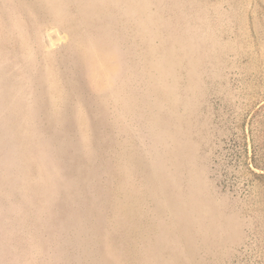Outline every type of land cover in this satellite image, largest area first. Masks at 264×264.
Here are the masks:
<instances>
[{"label": "rangeland", "instance_id": "obj_1", "mask_svg": "<svg viewBox=\"0 0 264 264\" xmlns=\"http://www.w3.org/2000/svg\"><path fill=\"white\" fill-rule=\"evenodd\" d=\"M0 264H264V0H0Z\"/></svg>", "mask_w": 264, "mask_h": 264}, {"label": "trees", "instance_id": "obj_2", "mask_svg": "<svg viewBox=\"0 0 264 264\" xmlns=\"http://www.w3.org/2000/svg\"><path fill=\"white\" fill-rule=\"evenodd\" d=\"M256 153H257V152H256V149H254V158L256 157Z\"/></svg>", "mask_w": 264, "mask_h": 264}]
</instances>
